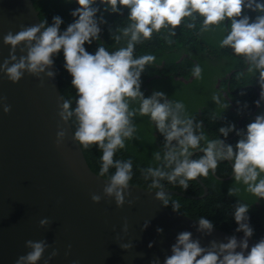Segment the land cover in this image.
Listing matches in <instances>:
<instances>
[{
    "label": "clouds",
    "instance_id": "9594fccd",
    "mask_svg": "<svg viewBox=\"0 0 264 264\" xmlns=\"http://www.w3.org/2000/svg\"><path fill=\"white\" fill-rule=\"evenodd\" d=\"M76 2L79 7L71 13L76 19L63 31L61 25L64 21L57 15L53 17L51 25L42 19L38 24L21 26L18 32L9 31L4 35L3 43L10 45V52L9 57L0 64V72L13 83H18L28 73L40 78L43 84L42 74L53 79L56 76L54 57L63 52L64 68L72 77L71 85L75 89L76 99L73 107L72 101L61 95L58 115L61 121L70 123L73 139L82 149L98 146L102 153L98 176L107 177L103 196L93 193V202L99 203L108 197L115 199L117 207H123L125 204L134 205L138 199H128L132 195L131 159L115 158L118 151L126 148V141L137 139V116H148L164 137L161 150L153 153L154 159L160 162L159 166L142 169L144 180L151 181L147 189L155 190V199L164 206L171 204L172 209L180 213V203L169 199L170 193L162 181L178 184L187 191L190 181L215 175L222 161L231 163L236 185H243L248 193L264 199V113L248 123L246 130H237L234 123L219 128L224 138L233 131L237 132L239 140L235 145L226 143L219 136L209 139L203 121L189 115L182 101L171 100L165 92L158 90L150 96L145 95L142 91V73L147 66L155 63L156 57L152 54L134 55L137 44L150 40L154 33H160L162 29H167L174 36L182 23L189 29H195L196 21L201 18V34L226 25L224 30L227 34L220 40L219 46L230 48L234 54L242 57L248 74L254 77L258 74L261 92L260 99L255 103L260 107L261 101H264V0ZM100 5L104 6L105 12L121 15L124 8L129 10V23L112 32L114 42L120 44L125 40L126 46L109 51L101 44L93 54L85 44L99 41L102 32L100 25L107 23L103 15L97 17L101 11ZM245 9L258 13L254 20L245 14ZM168 42L171 43V40ZM17 49L22 53L19 56ZM202 71L199 64L195 65L193 77L202 79ZM244 75V72L237 73V79ZM212 100L225 109L229 106L228 103L222 104L219 94H213ZM3 110L5 113L11 112V105L5 104ZM211 119L217 117L213 115ZM58 127L56 143L59 147L67 136V129L62 124ZM197 153L202 155L193 158ZM110 169L115 171L110 173ZM239 192V187L232 186L228 195L238 196ZM233 214L238 224L235 232H242L243 238L232 235L223 241L212 239L204 246L200 238L193 237L191 231H182L177 234L175 243L171 245V254L164 258L163 264H264V238L251 245L249 251V238L254 234L249 206L238 201ZM39 223L43 227L51 221L44 218ZM150 223V220H146L143 228L146 229ZM193 227L202 235L211 236L215 226L201 216ZM123 231H128L127 220ZM157 231L162 233L163 229L158 228ZM116 239L120 240L119 235ZM119 245L126 251L134 247L131 242ZM26 247L30 251L19 256L15 264H38L50 245L46 240H27ZM57 255L59 251L53 249L45 264ZM151 264H161L160 258H154Z\"/></svg>",
    "mask_w": 264,
    "mask_h": 264
},
{
    "label": "water",
    "instance_id": "95a60500",
    "mask_svg": "<svg viewBox=\"0 0 264 264\" xmlns=\"http://www.w3.org/2000/svg\"><path fill=\"white\" fill-rule=\"evenodd\" d=\"M41 20L34 0H0V64L10 52V45L3 43L4 35ZM21 54L17 49V55ZM53 70L56 72L55 65ZM42 76L43 84L28 73L13 83L0 72V264H15L19 256L27 254V240H46L50 245L38 264H45L53 249L59 255L48 264H151L156 257L163 264L182 231H191L204 246L212 239L243 238V233L216 226L211 236H204L193 227L197 218L164 206L155 199V190L133 183L128 199H138L132 206L117 207L115 199L108 197L93 202V193L103 196L107 177H99L91 168L84 150L73 139L70 123L58 115L62 93L57 74L54 79ZM5 104L11 105V112H4ZM61 124L67 136L58 147ZM215 175L222 180L233 177ZM197 180L204 187L200 195L171 188L166 191L191 198L207 196L208 187ZM44 218L51 223L42 227L39 222ZM146 220L151 223L144 229ZM130 242L134 247L128 251L119 245ZM255 243L250 237L249 251Z\"/></svg>",
    "mask_w": 264,
    "mask_h": 264
},
{
    "label": "trees",
    "instance_id": "16d2710c",
    "mask_svg": "<svg viewBox=\"0 0 264 264\" xmlns=\"http://www.w3.org/2000/svg\"><path fill=\"white\" fill-rule=\"evenodd\" d=\"M36 7L40 11L41 19H46L51 25L54 16H60L64 23L61 25V30H65L67 26L72 23L76 17L71 15L72 11L79 7L76 0H34ZM101 11L97 13V17L103 15L107 23L100 25L102 32L99 41H93L91 45L85 44L86 49L90 53H95L97 48L103 44L109 51H114L121 46H126V41L122 40L120 44H116L112 38V32L118 27H124L129 23L127 18L128 9H123V15L120 13L105 12L104 6L100 5ZM245 14L252 17L254 20L258 13L245 9ZM187 22H190L186 18ZM202 18L196 21V28L189 29L185 23L176 29V35L172 36L167 29H162L160 33H154L150 40H145L143 43L137 44L134 55L139 57L145 54H152L156 57L154 64L146 67L142 73V91L146 96H150L154 90L160 85L161 81H168L167 85L163 87L168 97L172 100L182 101L187 113L195 116L197 121H203L204 130L209 139L217 138L226 139L219 133L221 126H227L232 123L236 125V129H245L246 125L253 122L258 114L264 113V101H261V106L258 107L255 114L251 113L256 107L255 101L260 98L261 88L258 84L257 76L254 77L245 71V75L237 79L236 71L231 78H226L223 84L225 88L227 81H231V88L234 93L229 94L230 99L225 97L221 91L213 85L216 81V75L224 74L232 68H243L246 66L242 57L234 54L230 48H221L219 46L220 40L227 34L224 30L225 26L214 28L210 32L201 34L199 29ZM228 23V22H226ZM171 40V43L168 41ZM200 52H209L214 58H207L200 55ZM185 53H188L185 55ZM218 59L224 60L223 66L214 69H202V79L193 78L188 81L192 75V69L199 64L201 67H214ZM56 73L59 78L60 89L62 96L72 101L75 106L76 93L71 85L72 77L64 68L63 52L54 57ZM242 70V69H240ZM258 75V74H257ZM181 76L182 80L176 78ZM201 81V82H199ZM247 83H254L260 88V91L254 86H248L241 89ZM202 90V95L192 94L195 87ZM213 94H219L222 104H229L225 109L220 104L213 102ZM247 105V107H245ZM137 107V105H133ZM193 110L198 112V115L193 114ZM199 110L201 113L199 114ZM215 115L217 119L212 120L211 117ZM244 115V117H242ZM137 139L126 141V148L121 149L116 153V159L128 160L131 159L133 164V179L130 183L142 187H148L150 180H144L142 169L148 167H158L159 163L154 159L153 153L162 148L164 137L156 130L154 123L151 122L148 116L136 118ZM75 127V123H73ZM232 136V138H230ZM226 143L233 145L239 140L236 131H233L227 137ZM86 159L91 168L99 173L101 167V151L98 146L88 149H83ZM202 153H197L193 158H198ZM110 169V173L114 172ZM216 174L220 177H226L232 174L231 163L222 161L219 163ZM200 179L208 187L209 193L202 198L185 197L178 194L170 193L169 199L171 201H178L180 203V212L200 218L201 216L209 219L214 223V226L231 232H235L238 227L234 219V207L237 202L245 203L249 206L250 224L254 229L253 237L256 242L264 238V199H258L251 193L245 190V186L236 185L234 176L227 180H222L216 175L210 174L207 178L200 177ZM166 188L177 189L181 192L190 195H200L204 192L203 185L198 180L189 182L187 191L178 184L173 185L167 181H162ZM236 186L240 188L238 196H229L228 190L230 187ZM170 208L171 204H169ZM242 233V232H241Z\"/></svg>",
    "mask_w": 264,
    "mask_h": 264
},
{
    "label": "flooded vegetation",
    "instance_id": "af4514ba",
    "mask_svg": "<svg viewBox=\"0 0 264 264\" xmlns=\"http://www.w3.org/2000/svg\"><path fill=\"white\" fill-rule=\"evenodd\" d=\"M188 53H185V55H187ZM200 55L201 56H203V57H207V58H214L215 56H213V55H211L209 52H200ZM222 62H224V60H222V59H218L217 61H216V63H215V66L214 67H205V68H203V67H201L202 69H214V68H216V66L217 67H220V66H223V63ZM240 69H242V70H240ZM246 69H247V65L246 66H243V68H240V67H237V68H232L230 71H228V72H225L223 75L222 74H220V75H216V81L215 82H213V85L215 86V88H217V89H219L220 91H221V93L225 96V97H228V99H230L229 101H230V103H233V101L231 100V98L228 96L229 94H232V93H234V91L232 90V88H231V81L230 80H228L227 81V84L228 85H226V87L224 88L223 87V84H224V81H225V79L226 78H231V76H232V74L234 73V72H236V71H241V72H245L246 71ZM176 78H179V79H182V80H186V79H183V77H181V76H176ZM193 75H191L190 76V78L188 79V81H192L193 80ZM257 78H258V75H257ZM195 80H197V79H195ZM199 82H201V81H199ZM254 86V87H256V89L258 90V91H260V88L257 86V85H255L254 83H247V84H245L244 86H242L241 87V89H243L244 87H248V86ZM244 90V89H243ZM155 91V90H154ZM192 94H196V95H202V90H199V87H195V89L191 92ZM260 94V93H259ZM168 96V95H167ZM169 99H171V98H169ZM260 99V98H259ZM172 100V99H171ZM186 108H188L187 107V105L185 106ZM257 109H258V107L256 106L255 107V109L253 110V112H251V113H253V114H255L256 112H257ZM201 113V111L199 110V114ZM242 117H244V115L242 116ZM230 138H232V136L230 137ZM225 140H228V139H225Z\"/></svg>",
    "mask_w": 264,
    "mask_h": 264
},
{
    "label": "rangeland",
    "instance_id": "374dc122",
    "mask_svg": "<svg viewBox=\"0 0 264 264\" xmlns=\"http://www.w3.org/2000/svg\"><path fill=\"white\" fill-rule=\"evenodd\" d=\"M159 83H161V85H160L155 91L158 90V91H163V92H165L164 89H163V87L167 85L168 81H167V80H166V81H161V82H159ZM165 93H166V92H165ZM166 94H167V93H166ZM193 114L198 115V112H195V111L193 110Z\"/></svg>",
    "mask_w": 264,
    "mask_h": 264
}]
</instances>
